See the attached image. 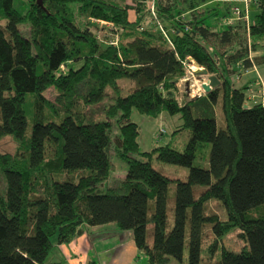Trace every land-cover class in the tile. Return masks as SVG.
<instances>
[{
  "label": "trees",
  "instance_id": "obj_1",
  "mask_svg": "<svg viewBox=\"0 0 264 264\" xmlns=\"http://www.w3.org/2000/svg\"><path fill=\"white\" fill-rule=\"evenodd\" d=\"M208 1L154 0L153 16L151 0H40L41 6L29 0L24 14L13 0H0V139L9 136L18 145L14 154H0V264H55L47 258L54 239L69 243L85 226L109 224L131 232L148 264L180 262L186 227V264H199L206 225L210 253L232 229L245 243L238 252L222 247L214 264H264V92L261 102L248 106L245 88L227 79L264 64L249 58L264 48V0L253 3L248 30L242 21L221 23L228 6L200 8ZM22 23L27 37L18 29ZM187 57L220 86L182 102L177 82L186 74ZM121 79L133 87L124 96ZM49 88L54 102L43 96ZM27 94L33 99L28 136ZM219 101L220 128L214 110ZM133 111L152 118L178 115L180 130L188 131L183 151L162 146L140 152ZM112 140L127 170L118 186L101 192L111 174ZM205 144L210 148L202 168L194 159ZM152 154L186 168V179L168 178L140 159ZM194 186L205 187L197 197ZM211 199L222 204L226 220L205 214Z\"/></svg>",
  "mask_w": 264,
  "mask_h": 264
},
{
  "label": "rangeland",
  "instance_id": "obj_2",
  "mask_svg": "<svg viewBox=\"0 0 264 264\" xmlns=\"http://www.w3.org/2000/svg\"><path fill=\"white\" fill-rule=\"evenodd\" d=\"M154 0H151V2ZM29 0H13V8L19 12L20 14H24L28 9ZM213 5V4H212ZM209 6V5H208ZM211 6V5H210ZM253 4L251 3L250 10L251 17L253 15ZM230 11V7H229ZM225 13L226 17H229L230 13ZM250 14V12H249ZM187 17V15L185 14ZM225 17V18H226ZM131 18L132 14H131ZM214 24V23H213ZM216 29L220 27V24L216 26ZM18 29L22 36H28V26L27 23H22L18 26ZM98 38H102L103 32L98 31L97 29H91ZM246 32V31H245ZM247 34V33H246ZM264 50V48L258 49L257 51ZM185 61L182 62L185 67ZM186 69V67H185ZM264 71V66L262 67ZM237 71V70H236ZM235 71L230 76H233V81L238 82L237 77H240ZM41 72V67L37 68V73ZM239 72V69H238ZM187 73V70H186ZM186 76V74H185ZM184 76V77H185ZM228 78V77H227ZM183 79V78H181ZM177 82V89L179 93L180 100L184 102L190 96L196 97L197 94H204L205 92L200 87V78L197 75H194L193 78L189 77L187 81ZM229 81V80H228ZM240 81V80H239ZM230 83V82H229ZM231 84V83H230ZM118 85L120 87V95H126L131 88L130 83L126 79H121L118 81ZM133 87L131 88V90ZM107 93L109 91L107 90ZM55 91L53 88L47 89L43 92V96L49 102H54L55 99ZM108 99L105 98L103 101L104 104L109 103ZM215 119L217 127L220 128L223 126V118L222 111L220 107V101L215 105ZM24 111L27 120V129L26 135H30L31 128V115L33 113V99L31 94H27L24 100ZM99 119H103L100 117ZM98 119V120H99ZM131 121L134 122L138 126V143L140 152H152L157 147L168 146L169 148L175 149L177 151H183L185 144L188 140V131L185 129L180 130L181 121L176 116H170L166 113H161L157 118L148 117L142 114H139L136 111H133L130 117ZM118 134L117 129L114 127L112 131L113 140ZM112 140V141H113ZM18 148V145L14 139L9 136H5L0 139V154H14ZM209 145L205 144L202 147H199L194 159V165L200 166L202 168L207 167V157L209 153ZM108 158L111 164V174L108 180L101 184L99 187V191L104 192L108 188L116 187L120 183V180L125 176L127 170V164L122 161L118 154L114 150V141L108 151ZM143 161H150L151 166L159 171L161 174L167 176L171 179H180L185 180L187 177V169L183 167H179L176 165L166 164L159 162L156 159V154H152L150 158L140 157ZM205 187L202 186H194L193 187V196L197 197L198 194L204 190ZM175 199V184L171 182L168 186L167 190V204H166V212H167V221H168V229H170L172 225L173 218V205ZM147 216L149 217L153 211V203L152 201H148L147 205ZM205 214H214L218 220L223 221L226 220V214L224 207L222 204L214 199L207 201L204 205ZM90 228V227H89ZM88 227H83V234H86L88 242L91 244V248L88 250L86 248L77 247V251L75 252V257L80 258L85 255L87 257V264L90 260L95 262V264H148L147 258L136 250L132 234L128 230H118L114 225L109 224L105 225L98 229H89ZM101 229V230H100ZM100 230L95 233V231ZM94 232V233H93ZM238 229H232L224 237L217 242V249L215 248L212 253L208 252L209 244L212 243V234L210 230V226H204L201 234V244H200V263L199 264H214L220 255L221 248H225L227 250L238 252L245 245V243L238 238ZM82 234V233H81ZM78 237V236H77ZM75 237L74 239H76ZM187 237H188V228H185V238H184V246L182 251L181 261L178 262L175 259H170L167 264H186L187 262ZM74 239L71 241L73 243ZM146 240L148 244L152 242L151 236V225L147 224V235ZM53 247L48 255V261L51 263L57 264H71L72 259L67 258V254L70 252L72 248V243L62 244L61 247L56 244L55 239L52 241ZM84 262V263H86ZM90 263V262H89Z\"/></svg>",
  "mask_w": 264,
  "mask_h": 264
},
{
  "label": "crops",
  "instance_id": "obj_3",
  "mask_svg": "<svg viewBox=\"0 0 264 264\" xmlns=\"http://www.w3.org/2000/svg\"><path fill=\"white\" fill-rule=\"evenodd\" d=\"M242 0H210L204 4H202L200 6V8H212V7H217L218 9H222L225 6L233 7V6H239L242 7ZM213 4V5H212ZM209 5V6H208ZM211 5V6H210ZM251 7V5H250ZM252 10V9H250ZM220 12H223L222 10ZM225 13V12H223ZM249 20L251 22V11L249 14ZM237 20H234L231 16V14L229 15V17L223 18L221 23H230V22H234ZM249 58L250 59H258V61H262L264 60V50L259 51H255V52H250L249 54ZM264 66V64H256L253 65L251 68L247 69V70H239L238 74H240V77H237L239 80H237L238 82L233 81V76H229L227 79L229 80V82L231 83L232 87L234 88H245V95H246V104L248 106L253 105L255 103H259L262 101V95L264 92V71L262 69V67ZM199 78V77H198ZM204 94H197V96H202ZM194 98V96H190L187 100H190ZM103 226H99V227H88L90 230L91 229H98L101 228ZM101 230V229H100ZM100 230L95 231V233L99 232ZM94 233V232H93ZM72 242L70 241V244ZM72 248L70 250V252L67 254V258L72 259L73 261H71V264H87V257H86V253L85 255L81 256L80 258L75 257V252L77 251V247H81V248H86L87 250L89 248H91V244L90 242H88L87 240V236L86 234H80L76 239H74L73 243L71 244ZM62 244H60L58 247H61ZM135 246V245H134ZM136 248V247H135ZM137 250V249H136ZM92 260H90L89 262H91ZM86 262V263H84ZM88 262V264H89ZM57 264V263H55Z\"/></svg>",
  "mask_w": 264,
  "mask_h": 264
},
{
  "label": "built area",
  "instance_id": "obj_4",
  "mask_svg": "<svg viewBox=\"0 0 264 264\" xmlns=\"http://www.w3.org/2000/svg\"><path fill=\"white\" fill-rule=\"evenodd\" d=\"M256 0H242V7L239 6H233L230 9V14L234 20L242 21L245 24L246 30H248V27L250 26V20H249V12H250V5L253 4ZM151 12L154 16L153 12V1L151 2ZM158 29L164 34L162 26L158 25ZM165 36V35H164ZM110 44L115 45L116 41L113 40L110 42ZM185 67L187 70L186 76L181 79L182 81H187L189 77L193 78L195 75V71L197 70V67H195V64L193 60L190 57L186 58L185 61Z\"/></svg>",
  "mask_w": 264,
  "mask_h": 264
},
{
  "label": "water",
  "instance_id": "obj_5",
  "mask_svg": "<svg viewBox=\"0 0 264 264\" xmlns=\"http://www.w3.org/2000/svg\"><path fill=\"white\" fill-rule=\"evenodd\" d=\"M37 3L41 6L40 0H37ZM195 67H197L195 75L200 78V87L205 93L220 86V82L215 76L208 75L206 70L197 66L196 64Z\"/></svg>",
  "mask_w": 264,
  "mask_h": 264
},
{
  "label": "bare ground",
  "instance_id": "obj_6",
  "mask_svg": "<svg viewBox=\"0 0 264 264\" xmlns=\"http://www.w3.org/2000/svg\"><path fill=\"white\" fill-rule=\"evenodd\" d=\"M180 81V80H179Z\"/></svg>",
  "mask_w": 264,
  "mask_h": 264
}]
</instances>
